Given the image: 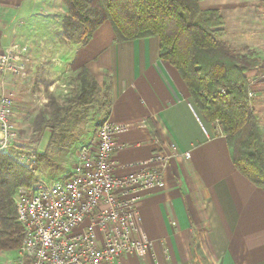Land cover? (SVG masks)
<instances>
[{"label": "crops", "instance_id": "crops-1", "mask_svg": "<svg viewBox=\"0 0 264 264\" xmlns=\"http://www.w3.org/2000/svg\"><path fill=\"white\" fill-rule=\"evenodd\" d=\"M25 1L0 2V15L14 7L9 16L13 34L9 40L1 38L0 47L18 39V19H29L22 13ZM55 2L65 14L61 0ZM199 5L220 14L223 40L232 49L250 51L260 63L249 78L264 140V0H200ZM51 8L43 11L47 18L55 15ZM49 25L39 22L33 31L32 38L39 32L43 36L36 44L40 58L73 72L85 67L100 88L109 87L106 118L127 128L116 138L117 176L138 171L171 145L176 148L165 170L166 186L145 192L138 204L141 238L153 248L124 256L120 264H195L197 254L208 263L264 264V188L235 168L221 126L204 120L179 72L159 59V39L117 42L106 22L89 43L69 44L50 37L54 30Z\"/></svg>", "mask_w": 264, "mask_h": 264}, {"label": "trees", "instance_id": "trees-1", "mask_svg": "<svg viewBox=\"0 0 264 264\" xmlns=\"http://www.w3.org/2000/svg\"><path fill=\"white\" fill-rule=\"evenodd\" d=\"M61 2L66 9L62 35L67 40L85 45L106 22L112 25L117 42L157 37L159 59L179 72L204 120L221 126L235 168L264 188V140L249 98L248 76L260 63L252 52L232 49L223 40L224 23L217 11H202L200 0ZM76 78L83 93L81 101L87 102L88 95L99 92L87 68ZM104 87L106 120L111 101L109 87ZM36 182L34 175L11 157L0 155V253L20 248L24 232L17 221L15 196L20 188L31 189Z\"/></svg>", "mask_w": 264, "mask_h": 264}, {"label": "built area", "instance_id": "built-area-1", "mask_svg": "<svg viewBox=\"0 0 264 264\" xmlns=\"http://www.w3.org/2000/svg\"><path fill=\"white\" fill-rule=\"evenodd\" d=\"M33 67L29 45L14 43L0 50V155L38 178L15 196L24 238L13 264H120L124 256L152 250L153 244L141 238L138 204L145 192L166 186L165 170L175 145L138 171L117 176L116 138L127 128L106 119L79 148L74 172L58 180L41 179L37 152L11 154L18 139L16 104L14 93L4 86L7 76L25 78Z\"/></svg>", "mask_w": 264, "mask_h": 264}, {"label": "rangeland", "instance_id": "rangeland-1", "mask_svg": "<svg viewBox=\"0 0 264 264\" xmlns=\"http://www.w3.org/2000/svg\"><path fill=\"white\" fill-rule=\"evenodd\" d=\"M23 6L27 9L25 8L22 13L25 16L28 14L29 19H23V22L18 19V39L0 47L3 50L14 43L27 44L35 61V67L25 78L7 76L4 81L7 91L14 93L16 104L15 122L18 127V139L12 147L11 154L14 157L20 152H37V170L40 178L58 180L73 172L78 164L79 148L90 140L105 119V109H103V103L106 101L105 87L99 88V92L91 96L88 95L87 102L81 101L79 98L83 93H81V84L76 78L79 72H73L71 67L69 70L66 65L62 66L48 58L42 60L39 55L40 47L36 44L41 43L43 36L39 32L37 37L32 38L35 35L33 31H37L36 28L39 27V22H49L48 30H54L50 37H56V42L64 41L62 25L66 13L60 10L55 0L51 3L38 4H30V1L26 0ZM50 6L51 12L55 15L47 18L44 9H49ZM13 8L10 7L0 15L2 41L5 38L11 39L13 34L10 24L12 20L9 19ZM74 42L79 41L70 40L69 44ZM1 85L0 79V89ZM252 95L253 92L250 90L249 98L253 100ZM34 177L38 180L36 176ZM17 256V250L12 253H0V264H13ZM195 264L215 263H208L204 257L197 254Z\"/></svg>", "mask_w": 264, "mask_h": 264}]
</instances>
